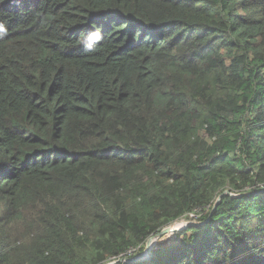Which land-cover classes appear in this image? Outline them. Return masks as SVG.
<instances>
[{"label": "trees", "instance_id": "obj_1", "mask_svg": "<svg viewBox=\"0 0 264 264\" xmlns=\"http://www.w3.org/2000/svg\"><path fill=\"white\" fill-rule=\"evenodd\" d=\"M191 215L151 264H264V0H0V264Z\"/></svg>", "mask_w": 264, "mask_h": 264}, {"label": "water", "instance_id": "obj_2", "mask_svg": "<svg viewBox=\"0 0 264 264\" xmlns=\"http://www.w3.org/2000/svg\"><path fill=\"white\" fill-rule=\"evenodd\" d=\"M225 195H231V196H233V194H232L229 190L225 191V193L222 194V195L218 198V200H217V202H216V204H215V206H214V210H213V211H215V209H216L217 206L219 205L221 199H222L223 196H225ZM197 225H199V224H194V225H190V224H189V225H185L184 227H181V228H179V229H176V228H174L175 225L172 224V225H170V226L164 228V229L161 230L160 232L155 233V234H154V235H153V236L147 241V244H146V252H148V254H149V257H148V258H151V257L153 256V253H152L153 248L151 247L150 242H151V240H152L154 237L161 238V237L165 236V235L168 234V233L174 234V233L180 232V231H182V230H185V229L188 228L189 226H197ZM136 261H137L136 259H125V258H122V259H119V260H117V261H113V262L108 263V264H119V263H123V262H136Z\"/></svg>", "mask_w": 264, "mask_h": 264}, {"label": "rangeland", "instance_id": "obj_3", "mask_svg": "<svg viewBox=\"0 0 264 264\" xmlns=\"http://www.w3.org/2000/svg\"><path fill=\"white\" fill-rule=\"evenodd\" d=\"M197 222L194 220V221H188V220H181V221H178V222H175L173 225H176V224H183L184 226L185 225H194V224H196ZM173 236L172 235H170L169 236V238L168 237H165L164 239H161V241H159L157 244H156V246L155 247H153V249L154 248H157V247H159V246H161L162 245V243L164 242V241H166V240H168V239H171ZM151 238V237H150ZM149 238V239H150ZM168 238V239H167ZM148 239V240H149ZM147 240V241H148ZM146 244H147V242L145 243V249L139 254V255H134L135 257L133 258V259H136L137 261V263H139V262H147V264H151L150 263V258H148L149 257V254H148V252H146ZM146 254H148L147 255V257H145L144 258V255H146ZM131 256L133 255V254H130Z\"/></svg>", "mask_w": 264, "mask_h": 264}, {"label": "clouds", "instance_id": "obj_4", "mask_svg": "<svg viewBox=\"0 0 264 264\" xmlns=\"http://www.w3.org/2000/svg\"><path fill=\"white\" fill-rule=\"evenodd\" d=\"M95 37H96V43H98L101 39H102V37H101V34L99 33V31H97L96 33H95ZM96 43H93V44H89V45H87L86 46V51H88V52H92V51H95V47H96ZM195 216V215H194ZM191 217V216H190ZM196 218H197V216H195V217H191V219H194V220H196ZM193 220V221H194ZM175 234V233H174ZM172 235V234H171ZM152 237V236H151ZM134 252L132 251V252H130V254H133Z\"/></svg>", "mask_w": 264, "mask_h": 264}, {"label": "bare ground", "instance_id": "obj_5", "mask_svg": "<svg viewBox=\"0 0 264 264\" xmlns=\"http://www.w3.org/2000/svg\"><path fill=\"white\" fill-rule=\"evenodd\" d=\"M181 227H184V225H183V224H176V225L174 226V228H176V229H179V228H181ZM168 234H170V233H168ZM166 235H167V234H166ZM158 239H159V238L154 237V238L151 240L150 245H151L152 248L156 245ZM147 255H148V254L144 255V258L147 257Z\"/></svg>", "mask_w": 264, "mask_h": 264}, {"label": "built area", "instance_id": "obj_6", "mask_svg": "<svg viewBox=\"0 0 264 264\" xmlns=\"http://www.w3.org/2000/svg\"><path fill=\"white\" fill-rule=\"evenodd\" d=\"M191 217L193 218V217H195L194 215H191Z\"/></svg>", "mask_w": 264, "mask_h": 264}]
</instances>
